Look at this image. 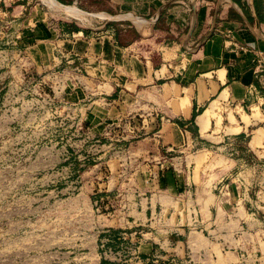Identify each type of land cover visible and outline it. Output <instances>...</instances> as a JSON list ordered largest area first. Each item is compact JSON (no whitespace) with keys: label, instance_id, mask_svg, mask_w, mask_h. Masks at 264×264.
I'll return each instance as SVG.
<instances>
[{"label":"crops","instance_id":"obj_1","mask_svg":"<svg viewBox=\"0 0 264 264\" xmlns=\"http://www.w3.org/2000/svg\"><path fill=\"white\" fill-rule=\"evenodd\" d=\"M44 1L2 8L82 71L69 146L101 159L133 114L158 159L129 176L146 220L100 230L99 264H264L263 0Z\"/></svg>","mask_w":264,"mask_h":264},{"label":"rangeland","instance_id":"obj_2","mask_svg":"<svg viewBox=\"0 0 264 264\" xmlns=\"http://www.w3.org/2000/svg\"><path fill=\"white\" fill-rule=\"evenodd\" d=\"M3 4L10 9L13 0H0V264H99L100 230L146 220L138 205L147 202V193L127 188L139 165L158 161L156 151L144 146L150 133L142 134L139 120L129 122L130 113L120 141L101 139L114 141L115 148L82 162L81 138L69 146L66 136L76 125L71 102L82 71L66 68L59 53L31 55L39 48L32 19L12 22ZM117 174L127 175L130 184L117 189Z\"/></svg>","mask_w":264,"mask_h":264},{"label":"bare ground","instance_id":"obj_3","mask_svg":"<svg viewBox=\"0 0 264 264\" xmlns=\"http://www.w3.org/2000/svg\"><path fill=\"white\" fill-rule=\"evenodd\" d=\"M72 11V10H71ZM73 12V11H72ZM75 12H77V11H75ZM71 13V12H70ZM78 13V12H77ZM76 14V13H75Z\"/></svg>","mask_w":264,"mask_h":264},{"label":"built area","instance_id":"obj_4","mask_svg":"<svg viewBox=\"0 0 264 264\" xmlns=\"http://www.w3.org/2000/svg\"><path fill=\"white\" fill-rule=\"evenodd\" d=\"M263 4H264V0H263Z\"/></svg>","mask_w":264,"mask_h":264}]
</instances>
